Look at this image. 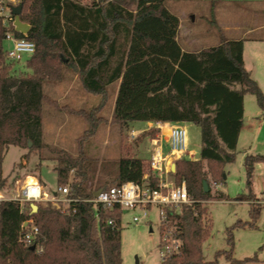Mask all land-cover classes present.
I'll return each mask as SVG.
<instances>
[{
  "label": "trees",
  "instance_id": "16d2710c",
  "mask_svg": "<svg viewBox=\"0 0 264 264\" xmlns=\"http://www.w3.org/2000/svg\"><path fill=\"white\" fill-rule=\"evenodd\" d=\"M168 1L20 0L26 7L21 18L31 25L28 37L36 43L35 52L25 63L28 72H17L16 62L8 60L6 33L15 27L0 16V189L7 182L3 160L10 146L30 148L31 142L30 149L44 147L43 104L59 107L44 92L46 82L58 81L65 70H72L85 90L100 95V103L90 110L71 109L94 132L103 120L95 113L107 102L110 86L120 81L112 125L152 121L200 127L199 158L175 161V182H186L194 202L169 212L183 246L163 264H217L206 261L203 255V244L211 235L204 202L226 199L224 193H212L211 183L223 180L224 165L235 160L245 94H254L264 110V93L245 66V39L223 40L198 52L184 51L177 38L180 18L169 10ZM156 132L151 128L144 134ZM86 161L85 156L58 159V186L70 183L69 197L78 199L66 209L39 203L33 213L30 202L23 206L13 200L0 203V264H123V210L95 205L89 199L98 189L127 181L156 187L158 177L146 173L145 159L122 156L116 163L113 184L93 188L87 172L79 171ZM259 162H264V154L246 155L250 192L237 200L251 201L255 194L253 174ZM73 169L76 176L70 182ZM204 180L209 183V192L204 191ZM259 212L253 205L254 217ZM30 220L40 229L34 250L21 240L24 224ZM236 225L254 226L243 221ZM228 244L230 249L218 251L217 256L226 255L231 264L255 260L235 258L231 236Z\"/></svg>",
  "mask_w": 264,
  "mask_h": 264
},
{
  "label": "rangeland",
  "instance_id": "374dc122",
  "mask_svg": "<svg viewBox=\"0 0 264 264\" xmlns=\"http://www.w3.org/2000/svg\"><path fill=\"white\" fill-rule=\"evenodd\" d=\"M167 7L182 18V44L184 36L186 39L196 40L193 49L214 46L223 40L245 39L248 66H252L251 62L259 53L264 54V0H170ZM28 58L25 55L21 62L15 63L17 72L29 71L25 65ZM259 70L256 68L254 73L259 81L253 78L264 93L263 64ZM44 92L59 104V107L49 102L43 104L44 147L30 149L33 144L30 148L9 147L3 160V173L7 179L3 191L7 195L15 194L23 188L28 176H34L39 179L49 198H52V194L59 187L55 167L59 158L67 156H85L87 161L79 171L87 172L89 185L93 188L107 183L113 184L117 160L122 156L133 155L131 147L146 137L144 133L147 131L137 132L139 126L147 121H133L136 127L130 124L122 127L112 125V102H107L95 113L96 117L103 120L93 132L84 118L73 113L71 109L90 110L99 104L101 97L85 90L72 70H65L58 81L46 82ZM65 106L66 110L63 108ZM185 127L187 149L195 154L192 159H198L202 147L200 127L193 123H186ZM166 150H170V145ZM26 154L28 157H25ZM248 154H264V110L259 106L256 96L251 93L244 96V119L235 160L224 165L223 180H213L211 183L212 193H224L226 199H210L204 202L208 209L207 216L211 219V235L203 244L206 261L231 264L226 255L217 256L218 251L230 249L228 238L231 236L235 258L252 257L255 260L247 264H264V162L255 165L252 179L255 194L251 201L236 199L239 196H248L250 192L245 167V157ZM143 156L146 157V173L149 174L151 171L147 159L150 158V152H145ZM75 176L76 169H73L70 172V182ZM169 179L175 182L174 174ZM39 203L52 202L47 200ZM253 205L260 208L255 217L252 214ZM147 211L146 218L143 217L144 209L140 206L124 209L122 212L123 264L164 263L161 248L167 228L161 224L158 206L152 205ZM135 216L141 218L139 222L134 221ZM239 221L250 222L254 226H238L236 223Z\"/></svg>",
  "mask_w": 264,
  "mask_h": 264
},
{
  "label": "built area",
  "instance_id": "2783aa9c",
  "mask_svg": "<svg viewBox=\"0 0 264 264\" xmlns=\"http://www.w3.org/2000/svg\"><path fill=\"white\" fill-rule=\"evenodd\" d=\"M19 4L20 0H0V16L4 17V23L12 21L14 25L12 7ZM25 8L23 4L22 14L26 11ZM5 44L7 58L13 62H21L25 55L30 57L36 49L35 41L29 38L28 34H22L16 30H9L6 33ZM160 129L164 131L163 136L167 135L170 151L167 154L164 153L161 143L158 142L149 159V169L158 177V185L152 187L149 183L141 184L127 181L118 186L101 188L99 195L95 197L93 194L89 201L109 209L119 206L124 210L140 206L144 209V218L148 216L147 209L150 206H158L161 224L167 228L164 232L161 248V255L163 261H165L167 258L179 254L183 246L182 240L176 236L177 227L169 218V212L181 208L183 205H191L194 202L190 197L186 182L182 181L177 184L170 180L167 174L173 175L175 173L176 167L173 170L172 165L177 159L184 156L192 159L195 154L187 149V129L183 124L164 122ZM34 178L35 181L27 180L23 188L15 194L7 195L3 189H0V203L5 200H13L18 201L23 206L26 202L39 203L50 200L58 208L66 209L71 202L78 200L69 197L70 185L59 186L57 191L52 194V198H49L39 179ZM140 219L138 216L134 217L135 222H139ZM109 223H112V221ZM39 233L38 225L30 220L28 225L23 227L21 240L26 244L35 245ZM42 250V248H39L40 252Z\"/></svg>",
  "mask_w": 264,
  "mask_h": 264
},
{
  "label": "crops",
  "instance_id": "0c3cea01",
  "mask_svg": "<svg viewBox=\"0 0 264 264\" xmlns=\"http://www.w3.org/2000/svg\"><path fill=\"white\" fill-rule=\"evenodd\" d=\"M22 16V15H21ZM178 16V15H177ZM180 18V27H179V31H178V41L181 45V47L183 48L184 51H192V52H198L200 51L201 49H203L202 47L201 48H196V49H193V45L196 43V40L195 39H186V37L184 36V44H182V40H181V26H182V18L180 16H178ZM22 19V18H21ZM31 26V25H30ZM31 29V28H30ZM241 39V38H240ZM230 40V39H229ZM219 44V43H218ZM216 44V45H218ZM206 47H209V46H206ZM204 47V48H206ZM249 61L251 62V60L249 59ZM244 62H245V66L246 68L251 71L252 73V77H254L255 79H257L259 81V79L255 76V71H256V68H258V70L260 69L261 65L263 64L264 65V54H261L259 53L257 57H254L253 61L251 62V65L252 66H248V48H247V43L245 42L244 43ZM260 71V70H259ZM76 78V77H75ZM119 83L120 81L112 84L110 86V94H109V97H108V100L107 102H112V107L114 109V106H115V101H116V97H117V92H118V89H119ZM106 102V103H107ZM100 103V102H99ZM105 103V105H106ZM98 105V104H97ZM104 105V106H105ZM65 110H66V106L63 107ZM169 123V122H168ZM128 124L130 125H133L134 127H136L135 124H133V121L132 122H129ZM164 122H152V121H147L144 125H140V129L137 131V132H144V131H148L150 130L151 128H154V129H157V132L155 134V136L153 137L152 134L150 135H147L146 137L142 138V140L139 141V143L137 145H134L131 147V151L133 152V155L134 157H139V158H143V159H146L145 156H143V154L145 152H150V156L152 155V153L154 152V150L156 149L157 147V143H161L162 145V148H163V151L164 153H169L170 150H166V147L169 146V142L167 140V135L163 136L164 134V131H162L160 129V126L163 125ZM186 123H184L183 125L185 126ZM136 129V128H134ZM150 158H148L147 160L149 161ZM173 167V165H172ZM173 169V168H172ZM168 178L169 177H172V174H167Z\"/></svg>",
  "mask_w": 264,
  "mask_h": 264
},
{
  "label": "water",
  "instance_id": "95a60500",
  "mask_svg": "<svg viewBox=\"0 0 264 264\" xmlns=\"http://www.w3.org/2000/svg\"><path fill=\"white\" fill-rule=\"evenodd\" d=\"M22 11H23V4L20 3L17 6L12 7V14L14 15V26H15V30L17 32H20L22 34H28L30 31V24L28 22H25L21 19V15H22ZM32 143L29 142V146H31ZM176 164H173V170L175 169ZM203 186H204V191L205 192H209L210 191V187H209V183L204 180L203 181ZM101 192V189H98L97 191L94 192V196L97 197L99 195V193ZM31 208H32V212H36L38 210V204L36 202H32L31 203ZM28 225V221L24 224V226ZM31 249L34 250L36 249L35 245L31 246Z\"/></svg>",
  "mask_w": 264,
  "mask_h": 264
},
{
  "label": "bare ground",
  "instance_id": "6f19581e",
  "mask_svg": "<svg viewBox=\"0 0 264 264\" xmlns=\"http://www.w3.org/2000/svg\"><path fill=\"white\" fill-rule=\"evenodd\" d=\"M28 180H29V181H35V178H34V176H29V177H28Z\"/></svg>",
  "mask_w": 264,
  "mask_h": 264
}]
</instances>
